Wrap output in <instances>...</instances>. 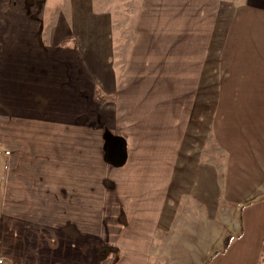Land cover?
Listing matches in <instances>:
<instances>
[{
  "label": "crops",
  "instance_id": "1",
  "mask_svg": "<svg viewBox=\"0 0 264 264\" xmlns=\"http://www.w3.org/2000/svg\"><path fill=\"white\" fill-rule=\"evenodd\" d=\"M128 1L133 39L120 55L112 0H0V264H174L181 247L185 264H205L221 250H209L194 224L208 185L222 181L205 123L224 115L245 125L257 113L253 101L235 103L239 82L227 100L212 90L224 67L264 69L250 60L235 68L261 43L264 6ZM254 11L263 16L253 20ZM253 21L263 28L244 36ZM244 136L251 141L240 144ZM224 139L237 210L248 200L245 170L261 168L264 151L245 130ZM259 232L227 233L242 251L222 264H257Z\"/></svg>",
  "mask_w": 264,
  "mask_h": 264
},
{
  "label": "rangeland",
  "instance_id": "2",
  "mask_svg": "<svg viewBox=\"0 0 264 264\" xmlns=\"http://www.w3.org/2000/svg\"><path fill=\"white\" fill-rule=\"evenodd\" d=\"M112 2L115 4L118 19L114 28L117 30L116 33L118 35H121V33L124 35L119 37L120 43L118 42V44L119 48L122 49L119 54L124 55L125 50L133 39V17H131V14L133 13V7L135 9V6L129 1L128 3H125V0H112ZM248 3H252L255 8L264 6V0H225V5H229L230 9L232 6H247ZM258 5H260V7ZM225 9H227L226 6ZM255 11L253 14H250V17L253 20H257L259 19V16H263V14L255 13ZM240 16H244V14L241 12ZM259 26L260 24L256 25L254 21L250 22V26H245L244 36H255L253 32H256L257 29L263 28V25L260 27ZM256 37L261 43L255 47V51L250 57L246 56L244 59L238 60L236 63L238 67L235 66L236 69L243 68L244 70L247 60H250L256 64H260L264 61V36L259 37L256 35ZM230 49H232V46ZM121 58L123 59V56H121ZM232 68L234 67L232 66ZM233 80L240 83L237 85V88L235 87L236 90L234 92V97L237 96L235 103L241 105V103L248 102V100L253 101L255 102L257 113L253 115V118L250 122L246 121L245 125H243V121L236 119L234 120V125L232 124V126H228V123H230V117L226 118L224 115L222 118L220 116H216L206 119L205 128L209 130L205 132L203 137L204 145H206V147L207 144L209 145L208 148L210 151V156L213 155L214 160H216L220 167L218 168V177H220L222 181H218L216 186L208 185V191H206L207 196L203 205V210L202 212L196 211L197 213L195 217L197 221L194 224L199 225L198 228H196L198 231V236L202 231L203 235H207V237H203L202 240L208 238L210 241H213H209V250L211 248H213V251H218L221 249L220 252L215 254V257L211 261L207 260L205 264L228 263L229 261H232L230 259L238 258L240 255L239 253L242 250L238 249V246L233 247L231 241L228 242L229 233L237 234L241 231V229L248 230V228L256 227V229H260L259 234L255 237V241L259 243L262 240L261 238L263 237L264 233V163L259 162V157L256 153V151H264V136L262 135L264 133V118L262 117L264 105L261 104L264 102V69L256 72H241L240 74L232 75L230 69L228 67H224V70L222 69L219 70L218 73H215V81L221 85V88H214L212 90L213 97L222 100L231 98ZM243 80L246 81L243 82ZM209 113L213 114L214 116L217 114L214 107H210ZM218 117L220 118V120H218V124L220 125L223 134L221 138V142L223 144L221 145L214 143L213 138L211 137V128L213 122H215L214 118ZM241 123L243 124L241 125ZM244 130L250 132L254 137L252 148L253 150L255 149L254 151L257 157L256 164L261 168L250 169L249 171L245 170V177L250 178V181L243 185L245 189H249V195L246 198L248 200L246 204H241L236 210L237 198L231 194V189L233 188V184H231L232 178L228 177L229 174L231 177L230 166L235 160V155L231 149L230 143H228L230 141L225 140L224 136L226 131L242 132ZM239 140L240 144H243L244 142L249 143L251 141V139L247 136L240 137ZM245 154L246 153H244V151L240 152V163L242 166H245L242 164L243 156ZM215 206H217L215 208L216 216L211 217L214 213L212 209H214ZM228 210H230L231 213H229ZM227 213L231 215L229 218L226 215ZM232 214H235V216H232ZM210 220L212 221L211 223L209 222ZM237 228H239V230H237ZM221 233L224 234L223 237L225 236V239H223L225 242L220 246L219 243L221 242L223 238L222 237L220 242H218L219 246H214L213 244H217L215 243L217 236H219ZM227 233L228 235L226 237ZM239 238L243 239L242 237ZM207 242L208 241L200 242L198 244V250L203 249L207 245ZM210 243L213 244L211 245ZM223 247L226 248L223 249ZM180 251L182 252L183 257L179 258L174 264H185L184 260L188 259L187 249L185 247H181ZM180 251L176 250V252L181 253ZM240 257L241 256H239V258ZM192 258H195V253H193ZM252 258L255 259V263L258 262L257 264H264V256H261L260 258L258 251L252 253Z\"/></svg>",
  "mask_w": 264,
  "mask_h": 264
}]
</instances>
